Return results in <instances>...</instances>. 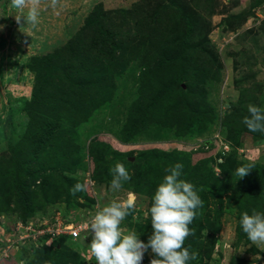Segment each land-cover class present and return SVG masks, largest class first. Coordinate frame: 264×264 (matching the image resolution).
<instances>
[{"label": "rangeland", "instance_id": "rangeland-1", "mask_svg": "<svg viewBox=\"0 0 264 264\" xmlns=\"http://www.w3.org/2000/svg\"><path fill=\"white\" fill-rule=\"evenodd\" d=\"M256 1L60 0V6L52 9L50 0H42L39 24L33 29L23 20L17 24L18 12L10 0H0V178L6 180L5 170L18 162L38 174L35 183L29 182L31 190L45 182L54 188L55 182L64 181L62 193L51 197L52 202L49 194L38 193L37 205L26 219L15 202L0 208V264H70L73 260L96 264L88 247L91 235L85 230L71 239L64 234L65 225L85 224L98 207L113 199L134 198V213L122 227L141 237L138 229L146 224L152 204L150 198L132 193L128 182L118 193L111 190L112 178L102 172L115 158H126L124 165L134 174L137 155L175 152L190 173L209 169L218 173L216 164L225 162L221 154L229 152L234 163H251L264 173V140L255 143L251 135L238 134L233 129L237 120H227L249 104L264 109V7ZM182 15L199 25L198 30L191 27V39L216 57L213 62L204 58L207 64L200 66L210 70L204 72L205 79L215 78L207 79L200 89L212 110L211 119L203 121L201 131L182 137L170 124L142 123V131L121 141L127 107L137 99L141 106L150 100L139 82L144 51L155 41L162 48L158 41L170 37V25L179 24ZM96 33L119 42L116 56L104 54L102 47L109 39L104 42ZM181 88L186 90L184 84ZM228 123L232 128H227ZM40 133L50 135L33 151L32 137ZM229 134L243 145L233 146ZM9 176L4 187L16 177ZM78 182L85 185L82 192L92 204L82 194L67 198ZM258 204L257 212L264 213V197ZM234 223L223 219L213 247L211 236L204 250L195 251L199 258L189 264H232L237 259L263 264L264 247L252 245L247 237L238 238ZM60 236L67 238L60 241ZM211 249L207 259L205 253ZM152 258L149 249L143 264H150Z\"/></svg>", "mask_w": 264, "mask_h": 264}, {"label": "trees", "instance_id": "trees-1", "mask_svg": "<svg viewBox=\"0 0 264 264\" xmlns=\"http://www.w3.org/2000/svg\"><path fill=\"white\" fill-rule=\"evenodd\" d=\"M180 19L181 21L179 24L176 23L174 26L169 24L171 28L170 37L163 42L161 40L158 41L159 45H162V48L159 49L155 41L144 51L145 54L143 55L139 82L141 84V91H143L144 95L150 100L146 101V103H144L145 105L141 106L140 104L142 102L139 103L137 99V101H132L127 107L125 123L121 129V141L126 142L130 140L133 134L142 131V123H147L148 125L154 122V125L162 127H166L165 124H170L172 127H177L175 133L177 136L182 137L190 135L191 132L195 134L201 131L203 128V121H207L205 120L206 118L211 119V117L208 116V112L212 110L207 103L204 92L200 93V89H202L201 85L204 84L207 79L214 80L215 78L205 79L204 72L207 71V73L209 72L210 74V70H200V66H203L202 62L207 64V61H215L216 57L207 53L206 47H201L199 44L195 43V40L191 39L190 36L194 33L191 27L194 26L197 27V30L199 29V25L194 21V18L182 15ZM95 35L101 39H105L104 42L108 41V44L102 47L103 51L105 49L104 54L108 52L111 54V57L118 54V46H120V44L113 40V36L109 35L107 38L99 33ZM106 39L109 40L106 41ZM204 58H206L207 61H204ZM199 70L202 74L201 80L198 78ZM181 84L185 85L186 90L181 88ZM236 111L237 110L227 119L237 120L236 127L233 129L236 128L238 134L246 133L251 135L255 143L259 142V140H264V134L250 132L242 123L244 117L249 115L248 110L245 109L244 112ZM226 125L227 128H232V123ZM52 128L53 127H50V129ZM49 135L50 134L46 133H40L39 135L35 134L31 140L32 150H38V148L42 146L44 139L49 137ZM227 138L235 147L240 148L243 145L242 141L233 137L231 134H229ZM228 153L227 155L221 154L225 162L216 164L218 173L213 169L202 171V173L194 171L190 173L186 171V169H183L181 178L195 186L199 196L204 202L203 208L200 209L201 214L194 220L193 224L190 225L191 228L195 229V235L188 237L185 242V247H188L190 252L196 251L198 248L199 250H202V248L204 250L206 246L205 242L211 236L214 240L211 242L212 246L210 247H213L216 242V234L221 232L220 225L223 219L228 222L235 221V232L238 238L241 240L244 239V237L247 236L239 223L242 213L248 212V214L251 215L253 209L256 211L260 209L258 200L260 197H264V173H260V169H258L260 167L255 165L252 166V170L247 176L239 179L236 175V170L241 166L253 164L234 163V159H230L231 156ZM17 159L14 158L15 161ZM126 161V158L124 161L123 158H115V161L109 162L106 171L102 173H106L112 178L109 172L110 168L117 162L124 164L127 163ZM232 161L233 163H230ZM184 162L185 160L181 159V154L175 152L163 156H158L155 153L147 155L139 154L134 161L135 166L133 169L135 173L131 174L132 178L128 182L127 187L132 193L150 198V204H152V197L154 196L157 186L167 174L165 169L175 163L184 165ZM227 162L230 164L228 165ZM21 165L22 163L18 162L12 163L8 169L5 170L6 172H4L6 180L5 178H0L4 183L1 184L3 187H0V208L7 207L5 203L10 204L11 202H15L17 204L16 209L21 212L20 216L26 219L32 214L33 208L37 205L35 199L36 195L38 193L42 196L44 194H49L50 196L47 198L49 201L51 199L52 202V198L59 195V192H61L64 181L55 182L54 188H51L52 185L45 182L39 187L40 190H31L29 182L30 184L31 182L32 184L35 183L38 174L26 171ZM261 168L264 169V167ZM9 174H14L16 177H14L11 183H8V185L4 187L7 177H10ZM96 174L98 173H95L93 179L97 182L100 178L96 179ZM70 182H72V180H70ZM81 184L83 183L81 182ZM79 194H82L83 199H87L88 202L92 204L93 200L85 196L82 191L77 193V198L80 196ZM67 198L72 199V195L69 196L67 194ZM43 199L46 201L45 198ZM133 213L134 211H132L127 219H130ZM150 223L149 216L146 224L138 229L141 233L140 239L145 243H147L148 237L152 232ZM204 231H211L213 235H205L203 233ZM65 238L67 237L60 236L59 240L63 241ZM200 239L202 243H199ZM211 251L212 249L209 250L208 253H205L207 259L211 258ZM70 264L79 263L73 260ZM232 264L247 263L243 259H237V261Z\"/></svg>", "mask_w": 264, "mask_h": 264}, {"label": "clouds", "instance_id": "clouds-1", "mask_svg": "<svg viewBox=\"0 0 264 264\" xmlns=\"http://www.w3.org/2000/svg\"><path fill=\"white\" fill-rule=\"evenodd\" d=\"M10 4L18 12L15 16L17 24L23 20L33 29L38 26L42 0H10ZM48 6L57 9L60 0H50ZM247 110L249 115L242 123L250 132L264 134V109L249 104ZM183 167V164L175 163L165 169L167 174L157 186L149 209L152 232L147 243L136 231L122 227L135 208L133 197L113 199L97 208L84 225L87 236L91 235L88 247L96 264H143L149 249L153 255L150 264H189V261L197 259L198 252H190L185 242L195 235V229L190 225L201 214L204 202L195 186L181 178ZM251 170L250 164L241 166L236 175L242 179ZM109 172L112 176L111 190L117 193L132 178L121 162L115 163ZM84 190L85 185L78 182L70 189V194L76 196ZM239 223L252 245L264 247V213L255 209L251 215L244 212Z\"/></svg>", "mask_w": 264, "mask_h": 264}, {"label": "built area", "instance_id": "built-area-1", "mask_svg": "<svg viewBox=\"0 0 264 264\" xmlns=\"http://www.w3.org/2000/svg\"><path fill=\"white\" fill-rule=\"evenodd\" d=\"M85 224H77L76 226L71 224V226L69 227H66L67 225H65V229H67V232L64 233V234H68L72 239H76L79 237V235L82 233V232H85V227H84ZM69 228V229H68Z\"/></svg>", "mask_w": 264, "mask_h": 264}, {"label": "crops", "instance_id": "crops-1", "mask_svg": "<svg viewBox=\"0 0 264 264\" xmlns=\"http://www.w3.org/2000/svg\"><path fill=\"white\" fill-rule=\"evenodd\" d=\"M255 5H260V7H264V0H257L256 3H255ZM258 14H260V13H258Z\"/></svg>", "mask_w": 264, "mask_h": 264}]
</instances>
